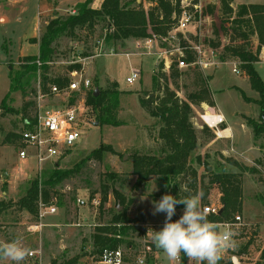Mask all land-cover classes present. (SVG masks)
Returning <instances> with one entry per match:
<instances>
[{
    "label": "rangeland",
    "instance_id": "obj_1",
    "mask_svg": "<svg viewBox=\"0 0 264 264\" xmlns=\"http://www.w3.org/2000/svg\"><path fill=\"white\" fill-rule=\"evenodd\" d=\"M25 1L22 0L18 5L13 6L10 0H0V16H7L5 22H0V38H7L0 43V104L10 90L9 65L17 67L21 60L25 59L23 56L38 54V46L28 40L35 33L33 30L35 15L38 12H42L44 16L51 14L46 17V21H50L56 15H67L70 10L77 11L79 4L87 0H70L68 4V0L63 2L56 0L55 7L61 9L55 15H52L54 10L47 11L51 7V3L47 0ZM100 1L93 0L92 6L97 7ZM141 1L137 0V3ZM249 2L264 3V0H233L232 15L223 13L220 0L198 1L205 14L210 4L214 5V12L204 21L201 28L192 25L186 32V36L194 42L203 44L206 48H212L214 50L213 60L216 63L207 69L197 65L193 68L179 70L176 79L177 85L175 79L172 76L169 79L166 73L162 74L163 81H161L160 87L155 84L154 70L156 66L161 68V58L157 54L138 56L135 39L122 41L123 43L117 41L115 46L108 43L107 35L113 32V29L106 30L107 25L103 22L95 25L94 29H79L74 37H63L59 40L52 59L57 72L65 71L68 62L78 59L79 56L84 58L99 54L88 66L93 89L95 91L99 89L100 92L110 83L116 81L119 83V90L122 91L120 104L115 112V120L119 125L103 124L99 120L98 112L93 107L88 116L93 120L92 126L87 128L86 136L82 142L58 161L59 167L62 169L73 168L92 150L102 145L112 146L116 153L105 154L102 161L92 158L82 164L78 174L56 188L59 190L57 212L54 215L41 218L39 210L34 215L16 205L25 192L28 179L24 176L17 177L16 172L13 171L14 167L26 166L18 155L20 138H14L12 134L21 132L23 124L20 112L0 110V201L10 204V206L0 209V241L8 242L19 239L28 249L39 251L38 256L27 257L21 264H51L52 261H57V264H69L71 261L73 264H91L99 254L95 244V235L101 233L99 229L110 224L118 205L113 189H117L127 199L132 200V203L128 205L127 213L132 219L137 220L136 223H155L160 225L156 227L155 231L162 229L166 214L153 215V202L159 201L165 194H170L166 189L165 181L161 177L151 176L145 186L134 190V184L138 178L133 174L134 156L137 154H158L161 148V141L157 138L160 125L156 118L143 109L139 98L145 97L148 92L162 91L168 85L172 90H175L177 96L187 100L189 93L199 91L202 82H205L210 89V98L215 106L208 102L192 104L194 113L191 120L197 129L199 140L191 159L196 160L198 156L201 157L202 165L199 168V175H204L205 184L208 186L212 175L208 173L206 164H209V169L211 167L210 170H212V166H216L218 162L223 163L227 171L237 175L241 185L242 199L240 210L236 211L229 220L233 221L235 216L240 214L247 223L239 230V235H234L235 247L226 250L219 262L240 264L241 261H244V264H264V240L259 236V229L264 227V133L255 137L253 128L247 124V118H252L256 122L260 121V107L255 102L259 99V94L251 88L249 79L241 67L240 59L226 50V46L242 44V42L234 41L231 20L236 17L240 5L237 3ZM146 4L149 9V2L147 1ZM225 27L228 28V31L225 30ZM40 36L41 34L39 38ZM182 36L181 33L180 37ZM214 43H218V46L214 47ZM242 45L246 50L257 53V34L250 32L248 41ZM127 52L134 54L127 57L124 55ZM261 55L262 51L259 55L260 60L255 67L264 80V61H261ZM234 65H237L240 73L233 71ZM133 69H141V78L135 83L129 84L126 78ZM35 84L34 78L28 92ZM241 90L244 92L245 98L242 96ZM8 103L11 108L20 110L24 103L23 94L21 92L12 94ZM205 105L216 107L217 112L222 108L227 117L232 116L231 119L237 118L248 125L249 131L242 130V138L239 142L242 149L221 139L215 141L210 147L205 146V143L208 142L207 137L214 139L217 137L216 128L209 127L210 125L201 116L204 115ZM235 116L237 117L235 118ZM225 126L226 124L223 123L219 128L224 129ZM249 133H251V142L247 141ZM207 134H213V136ZM252 143L257 150H261L260 153L255 148H251ZM222 149L227 152L222 153ZM222 156L234 158L239 162L240 167L226 163ZM112 172L119 174L120 179L109 180L107 174ZM104 183L113 189L110 190L104 206H96L93 199L99 197L102 200ZM221 196L220 186L214 184L206 204L221 200ZM51 197L48 200L44 199V202L50 203ZM78 198H84L87 204L79 205ZM201 203L205 204L203 201ZM118 208L122 210L123 206L120 205ZM176 211L177 214L173 217H180L183 213V209L176 208ZM38 223H42L43 226L32 230L31 227ZM263 229L261 234L264 237ZM141 233H134L131 237L133 239L135 236L137 239L141 238ZM155 249L156 253L149 257L146 264H169L163 251L156 247ZM180 258L181 261L178 264L183 262V253ZM236 259L238 262L235 261ZM6 263L12 262L0 259V264ZM186 263L195 264V262L189 261V258ZM129 264L137 263L133 258Z\"/></svg>",
    "mask_w": 264,
    "mask_h": 264
},
{
    "label": "trees",
    "instance_id": "obj_2",
    "mask_svg": "<svg viewBox=\"0 0 264 264\" xmlns=\"http://www.w3.org/2000/svg\"><path fill=\"white\" fill-rule=\"evenodd\" d=\"M147 1L151 3L148 13H146L144 8V0L139 3H137V0H104L100 8L92 6L93 0H87L79 4L76 14L56 15L43 27L39 40L37 38L32 40L34 43L39 42V54L26 56L17 67L9 65L10 90L0 104V110L20 112L22 122L25 118L30 117L35 109V104L31 100H27V96L32 80L37 75L38 65L36 60L40 59L44 62L41 68L42 73L44 75L48 74L51 68L46 62L53 59L59 40L63 37H74L79 29H94L95 25L100 22L107 25V28L114 25L115 30L109 33L106 38L107 42L114 46L117 41L122 42L129 39L136 40L149 37V27L157 36H166L181 14V0H177L176 4L172 0ZM193 1L198 2L199 0ZM220 2L223 13L232 15L234 11L231 7L233 0H220ZM214 8V5L210 4L207 13L212 14ZM231 22L234 41L245 43L250 37V32L256 33L258 36L257 53L246 50L242 44L226 46L228 52L240 59L241 67L249 79L251 88L259 94V99L255 102L260 107V121L256 122L252 118H247V124L253 128L255 137H258L264 133V80L255 65L260 60L259 55L264 48V3L240 4L236 17ZM225 30L228 31V28L225 27ZM217 33L219 32L217 31ZM213 46L217 47L218 43H214ZM192 59L193 57L189 56V60L191 61ZM162 74L164 75V73H160L154 76V83L159 85V87L163 78ZM178 75L179 69L176 65H172L171 76L175 79V84ZM160 91L157 90L156 94L148 92L145 97L139 98L143 109L156 118L158 125H160L157 138L161 141V148L158 154H137L134 156L133 174L138 177L134 184V190L145 186L151 176H158L165 181L166 189L171 195L180 198L190 196L199 191L203 193L202 201L206 204L210 190L216 184L220 186L223 208L218 214H210L208 219L216 223L229 220L236 211L240 210L242 199L241 185L237 175L227 171L223 163L218 162L216 166H212V170L209 169V164H206L208 173L212 175L208 186L205 184L204 175H199V168L202 165L201 157L198 156L196 160L191 159L199 140L197 129L191 120L194 113L192 104L198 105L200 102H208L210 105L215 106L210 98V89L205 82H202L199 91L189 93L187 100L177 96L175 90H172L168 85ZM17 92H21L24 96V103L20 110L11 108L8 103L12 94ZM121 94L119 83L116 81L110 83L104 90H100L97 95H95V91L89 94L88 103L92 108L95 107L99 114V120L103 124L119 125L115 120V112L119 107ZM241 94L245 98L242 90ZM148 95L149 97H147ZM246 99L248 98L246 97ZM203 119L210 126L215 127L223 118L204 114ZM219 133L226 135L227 131L220 129ZM207 135L213 136V134ZM12 136L20 138V132L14 133ZM213 139L206 138L207 141ZM109 152L116 153L112 146L102 145L92 150L73 168L62 169L58 165L55 168L44 171L41 177L28 179L25 192L16 202V205L20 209L36 215L38 212L37 201L40 194L45 200L50 199L52 195H58L59 190H56V188L78 174L82 164L92 158L102 161L105 154ZM222 157L226 163L240 167L239 162L234 158ZM107 175L108 179L112 181L121 177L113 172ZM182 186H186L188 191L181 190ZM111 189L113 188L108 184H103L104 195L101 200V207L107 201ZM113 192L117 198L118 205L110 224L104 226L103 229H99L101 233L95 235V244L98 247V252L105 246H116L119 242L114 237V234L117 233V228L111 224L118 222L136 223L137 221L132 219L127 213L128 205L132 203V200L127 199L117 189H113ZM120 205L123 206L122 210L118 208ZM8 206L10 204L0 201V209ZM176 208L179 210L184 209V205H177ZM131 227L125 225L122 228V233L125 235L126 240H129V228ZM187 260L188 257L184 255L182 264H187ZM70 263L73 264V261ZM51 264H57V261H52ZM219 264H228V262L221 261Z\"/></svg>",
    "mask_w": 264,
    "mask_h": 264
},
{
    "label": "built area",
    "instance_id": "obj_3",
    "mask_svg": "<svg viewBox=\"0 0 264 264\" xmlns=\"http://www.w3.org/2000/svg\"><path fill=\"white\" fill-rule=\"evenodd\" d=\"M172 2L176 4L177 0H172ZM180 6L182 9L181 14L166 36H157L149 27V37L134 40L138 56L157 54L161 58L162 66L161 68L156 66L154 73L155 75L166 73L169 79L171 78L172 65H176L181 71L197 65L207 69L216 63L213 60L214 50L212 48H206L203 44L194 42L186 36V32L192 25L201 28L205 23L204 21L210 17V14H205L202 5L193 0H181ZM144 8L148 13L146 2ZM68 13L76 14L77 11L70 10ZM109 29L114 31V25H111ZM181 33L183 34L182 37H180ZM133 54L124 53L127 57ZM98 55L84 58L79 56L78 59L68 62V66L62 73L55 70L54 62L51 60L46 62L51 68L46 75L42 73L41 69L44 62L40 59L36 60L38 65L35 77L36 84L29 90L27 96V100L34 102L35 109L30 117L25 118L22 122L23 128L20 132L18 150L19 158L26 167H14L13 171L16 172L17 177L24 176L27 179L41 177L44 171L58 166V161L85 138L87 128H90L93 124V120L88 118L89 113L93 110L88 103V97L90 93L95 91L88 66ZM189 56L193 57L191 61ZM233 71L240 73L237 65H234ZM140 78L141 69H133L127 76L126 81L133 84ZM161 81H163V78ZM213 108L215 111V107ZM225 121L226 119L223 117L215 127L219 128ZM209 127L215 129L213 126ZM51 198L50 203H46L40 194L37 208H39L41 218L54 215L57 212L58 196L53 195ZM78 203L84 206L87 201L84 198H78ZM93 203L99 206L101 205V199L99 197L94 198ZM202 206L207 210L208 215L218 214L223 208V203L218 199ZM175 214H177V211ZM172 218L173 222L179 219L177 216ZM217 224L222 230L230 229L236 236L239 235V230L247 225L240 214L236 215L233 221L226 220ZM113 225L117 228L114 237L119 241L118 244L116 246H105L98 256L92 260L91 264H129L133 258L137 264H146L149 257L156 253L155 246L150 239V232L156 230V227L160 226L159 224L118 222ZM125 225L132 226L129 228V232L132 231V233H129V240H126L125 235L122 233V228ZM42 226V223H38L36 226H32L31 229L37 230ZM134 233H141L142 237L137 239L135 236L134 240L131 237ZM30 252L31 254L28 257L39 255L37 250H30ZM179 261H181V258Z\"/></svg>",
    "mask_w": 264,
    "mask_h": 264
},
{
    "label": "clouds",
    "instance_id": "obj_4",
    "mask_svg": "<svg viewBox=\"0 0 264 264\" xmlns=\"http://www.w3.org/2000/svg\"><path fill=\"white\" fill-rule=\"evenodd\" d=\"M167 187V185H166ZM183 191H188L182 186ZM202 192L187 197L163 195L154 201L153 215L165 213L163 227L159 231L152 230L150 239L157 249L163 251L169 264H178L181 253L195 264H219L226 250L235 247V233L208 219L207 210L202 206ZM184 205L183 213L175 222L172 217L176 206ZM31 254L21 240L0 241V259L21 264Z\"/></svg>",
    "mask_w": 264,
    "mask_h": 264
},
{
    "label": "crops",
    "instance_id": "obj_5",
    "mask_svg": "<svg viewBox=\"0 0 264 264\" xmlns=\"http://www.w3.org/2000/svg\"><path fill=\"white\" fill-rule=\"evenodd\" d=\"M20 1H22V0H10V2L13 4V6L18 5L20 3ZM47 1L49 3H51V7H52V8L49 7L47 9V11L50 12V11L54 10V13L52 15L57 14V11L58 10L60 11L61 8L60 7H55L56 0H47ZM61 1L63 2L64 0H61ZM69 1L70 0L67 1V4L69 3ZM103 1L104 0H101L100 3H99V5L97 7L96 6H94V7L95 8H100ZM25 2H27V0ZM146 2H147V0H146ZM250 3H252V2L244 3V4H250ZM237 4H243V3H237ZM22 8H24V7L22 6ZM50 15L51 14L44 16L42 14V12H38V14L35 15V17H34L35 18V21H34V27H33V30H34L35 33H34V35L32 37L28 38V40H29L30 43H34V42L31 41V39H33V38H37L39 40V35L42 32L43 26L47 24L46 22H49V21H46V17H48ZM2 19H3V21H2ZM6 19H7V16H5V15L0 16V22H5ZM5 39H7V38L6 37H3L2 39L0 38V43H1V41L5 40ZM34 44H36L38 46V49H39V42H35ZM38 54H39V51H38ZM23 57H26V56H23ZM261 59H262L261 61H264V49L262 50ZM209 107L210 106L205 105V107H204V109H205L204 114L205 115H210L212 117H219V116H221L222 118L225 117V119H226V121H225V124H226L225 128L226 129H224V130L227 131V134L226 135H221L219 133L220 128H216V130H217L216 131L217 137L215 139L211 140V141L206 142L205 143V146L206 147H210L211 145H213L215 143V141H218L219 139H221V140H225V142L227 141V142L231 143L233 146L236 145L238 149L239 148L242 149V147H240V145H239V142L241 141V138H242V130L245 131V132L249 131L248 125L246 123L242 122V121L237 120V118H236L237 116H235V118H236L235 120L231 119L232 116L231 117H227V115L224 113V111H223L222 108H220V110H219L220 113H218V112H215L216 111V107H215V111H214V108L213 107H210L213 112H210V110H208ZM201 116L203 118V115H201ZM249 134H250V136L247 135L249 137L248 138L249 140H247V141H250L251 142V140H250L251 133H249ZM247 146H248V144H247ZM251 148H253V149L255 148L256 149V147L253 145V143L251 144ZM221 151H222V153H226L227 152V150H224V149H222ZM256 151H259V153H260L261 150L260 149H258V150L256 149ZM228 152H229V150H228ZM263 228L264 227H261L259 229V236L264 240L263 234H261V232H262L261 230ZM240 264H244V261H241Z\"/></svg>",
    "mask_w": 264,
    "mask_h": 264
},
{
    "label": "water",
    "instance_id": "obj_6",
    "mask_svg": "<svg viewBox=\"0 0 264 264\" xmlns=\"http://www.w3.org/2000/svg\"><path fill=\"white\" fill-rule=\"evenodd\" d=\"M99 93V89H97L96 91H95V95H97ZM210 169H211V167H210ZM8 174V173H7ZM221 212V211H220ZM236 262H238V260L236 259L235 260Z\"/></svg>",
    "mask_w": 264,
    "mask_h": 264
},
{
    "label": "bare ground",
    "instance_id": "obj_7",
    "mask_svg": "<svg viewBox=\"0 0 264 264\" xmlns=\"http://www.w3.org/2000/svg\"><path fill=\"white\" fill-rule=\"evenodd\" d=\"M208 110H210V112H213V111H212V109H211L210 107H209V109H208Z\"/></svg>",
    "mask_w": 264,
    "mask_h": 264
}]
</instances>
